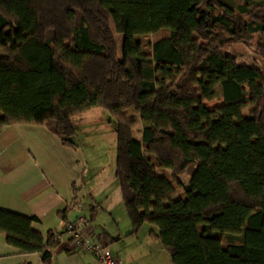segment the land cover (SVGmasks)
Returning a JSON list of instances; mask_svg holds the SVG:
<instances>
[{
  "label": "trees",
  "instance_id": "trees-1",
  "mask_svg": "<svg viewBox=\"0 0 264 264\" xmlns=\"http://www.w3.org/2000/svg\"><path fill=\"white\" fill-rule=\"evenodd\" d=\"M254 40L264 59V0H0V133L77 148L74 117L107 109L134 232L149 223L174 264H264V72L224 50ZM37 221L0 208L7 243L52 264L59 232Z\"/></svg>",
  "mask_w": 264,
  "mask_h": 264
},
{
  "label": "crops",
  "instance_id": "crops-1",
  "mask_svg": "<svg viewBox=\"0 0 264 264\" xmlns=\"http://www.w3.org/2000/svg\"><path fill=\"white\" fill-rule=\"evenodd\" d=\"M79 154V147L63 145L44 125L5 127L0 133V208L37 216L34 227L44 234L59 232L58 246L50 248L52 264H99L90 252L72 246L66 227L80 218H85L84 234L92 242H102L121 264H174L163 245L150 236L151 228L143 225L134 232L116 180L112 181L115 199L109 194L105 202H91L85 208L77 194V204L72 205L82 181L78 170L87 169ZM67 206L72 208L65 221L60 212ZM0 264L43 262L40 254L23 253L0 233Z\"/></svg>",
  "mask_w": 264,
  "mask_h": 264
},
{
  "label": "rangeland",
  "instance_id": "rangeland-1",
  "mask_svg": "<svg viewBox=\"0 0 264 264\" xmlns=\"http://www.w3.org/2000/svg\"><path fill=\"white\" fill-rule=\"evenodd\" d=\"M225 2L237 8L243 3V0H225ZM137 39L142 43L144 51L151 53V47L156 36L153 34L140 35ZM117 40L122 50L123 42L120 34H117ZM256 45L257 40H254L252 45L233 44L226 46L224 50L226 53L236 55L240 64L259 67L264 72V59L257 53ZM208 104L210 108H214L216 105H222L223 100L221 98L215 99L209 101ZM128 113L130 116L134 114L132 109ZM135 115L138 116L137 114ZM74 123L77 128L75 141L80 150L78 159L80 163L84 162V165L87 166V169L80 166L78 170L80 180H82L78 181L79 187H82V189L79 188L78 190L80 203L87 208V205L91 202L94 204L105 202L109 194L112 195V199H115L114 194L116 193L112 194V189L114 188L112 181L116 180V184L119 187L120 184L117 177L118 142L114 118L107 109L96 107L76 115ZM135 138H142L141 122L135 128ZM166 173L169 174L171 171L167 170ZM188 178L187 174L183 175L182 179L185 184L188 183ZM121 191H119L120 197ZM183 192V189L178 191L177 197L182 196ZM118 203L117 209L120 208V200ZM118 203L116 201V204ZM145 226L147 228L152 227L149 223H146Z\"/></svg>",
  "mask_w": 264,
  "mask_h": 264
},
{
  "label": "built area",
  "instance_id": "built-area-1",
  "mask_svg": "<svg viewBox=\"0 0 264 264\" xmlns=\"http://www.w3.org/2000/svg\"><path fill=\"white\" fill-rule=\"evenodd\" d=\"M83 224H85V218H80L78 223L67 224V231L72 236V246L90 252L99 264H121V260L114 256L102 242H92L90 237L84 234Z\"/></svg>",
  "mask_w": 264,
  "mask_h": 264
}]
</instances>
